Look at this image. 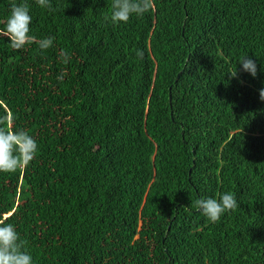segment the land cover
I'll return each mask as SVG.
<instances>
[{
    "label": "trees",
    "instance_id": "trees-1",
    "mask_svg": "<svg viewBox=\"0 0 264 264\" xmlns=\"http://www.w3.org/2000/svg\"><path fill=\"white\" fill-rule=\"evenodd\" d=\"M18 2L54 37L0 36V128L38 144L0 173V219L16 209L33 264H264V0H154L119 25L111 0ZM225 191L238 207L219 221L195 211Z\"/></svg>",
    "mask_w": 264,
    "mask_h": 264
},
{
    "label": "clouds",
    "instance_id": "clouds-1",
    "mask_svg": "<svg viewBox=\"0 0 264 264\" xmlns=\"http://www.w3.org/2000/svg\"><path fill=\"white\" fill-rule=\"evenodd\" d=\"M36 3L49 12L55 11L51 0H36ZM153 7L154 0H111V11L104 15V20L112 25L127 24L131 18L141 17ZM9 9L3 27L0 28V36L7 39L13 50H21L26 45L34 43L40 51L53 47V36L49 35L37 40L35 35L30 34L33 17L27 3L12 0ZM70 59L67 52L61 51L59 62L62 65L69 64ZM237 63L241 65L243 71L252 76L256 75V64L252 58L242 55ZM227 73L236 77V67ZM64 75L65 73L61 72L57 79H63ZM259 96L264 100V88L260 89ZM8 119L12 120L14 116L10 113ZM37 151V141L26 131L14 130L11 127L0 128V173L15 172L20 168L27 169ZM237 207L238 201L232 191L222 192L218 197L199 198L194 205L195 211L201 213L211 223L219 221L225 213ZM15 211L16 209H13L0 219V264H33V256L26 250L25 241L21 239L16 227L6 222Z\"/></svg>",
    "mask_w": 264,
    "mask_h": 264
},
{
    "label": "water",
    "instance_id": "water-1",
    "mask_svg": "<svg viewBox=\"0 0 264 264\" xmlns=\"http://www.w3.org/2000/svg\"><path fill=\"white\" fill-rule=\"evenodd\" d=\"M179 74H180V73L178 72V74H177V76H176V77H178V76H179ZM192 165H193V163H192Z\"/></svg>",
    "mask_w": 264,
    "mask_h": 264
}]
</instances>
